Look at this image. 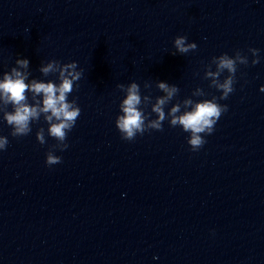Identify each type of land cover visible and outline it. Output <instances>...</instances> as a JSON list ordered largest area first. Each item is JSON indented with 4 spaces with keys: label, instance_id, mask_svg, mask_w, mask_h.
Instances as JSON below:
<instances>
[{
    "label": "clouds",
    "instance_id": "1",
    "mask_svg": "<svg viewBox=\"0 0 264 264\" xmlns=\"http://www.w3.org/2000/svg\"><path fill=\"white\" fill-rule=\"evenodd\" d=\"M173 47L176 50L173 55L177 53L183 55L195 51L197 44L188 42L187 36L179 35L174 38ZM248 52L254 57L251 64H258L259 49L249 48ZM248 64V56L240 50H236L232 56L224 53L212 57L211 62L205 66L204 79L210 80L209 87L215 88L221 95L200 101L185 98L182 102L175 103L167 113L165 107L179 93L176 85L157 81L156 87L164 95L157 96L153 103L151 95L142 96L140 85L135 81L127 85L117 84L116 87L125 94L119 104L120 114L115 120L121 138L125 141H133L137 135H143L149 130L162 131L163 122L167 120L171 127H180L184 132L189 133L187 143L191 151H198L206 143L204 137L213 133L217 121L228 110V106L218 103V100H226L235 91L238 65ZM15 65L0 78V113L3 114V120L12 129L10 133L12 137H23L29 135L32 132L31 125L43 117L48 124L47 135L56 141L46 153L45 163L48 166L59 164L62 158L55 155V151H64L69 147L66 143L68 133L75 127L81 114L76 100L70 101L68 97L74 90V84L81 79L83 70H78L75 61L61 63L50 60L42 63L39 71L44 76L58 74V82L52 80L45 82L37 79L29 80L28 59L17 58ZM212 65H215L214 71ZM224 72L228 75L221 81L220 77ZM144 87L150 88V84L145 83ZM260 91L264 92V86H261ZM29 93H31V103ZM192 95L203 97L206 93L201 88H197ZM9 105L11 111L8 110ZM148 105H151V113L144 111ZM151 114H155L156 118L150 119ZM36 140L41 145L46 143L43 127L36 132ZM8 144V138L0 136V151H5Z\"/></svg>",
    "mask_w": 264,
    "mask_h": 264
}]
</instances>
